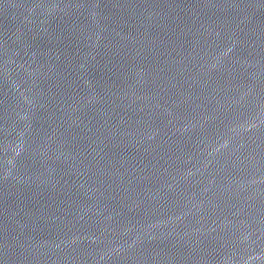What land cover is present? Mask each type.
Masks as SVG:
<instances>
[{
	"label": "water",
	"instance_id": "1",
	"mask_svg": "<svg viewBox=\"0 0 264 264\" xmlns=\"http://www.w3.org/2000/svg\"><path fill=\"white\" fill-rule=\"evenodd\" d=\"M0 264H264V0H0Z\"/></svg>",
	"mask_w": 264,
	"mask_h": 264
}]
</instances>
